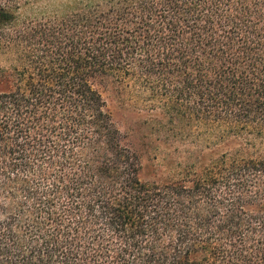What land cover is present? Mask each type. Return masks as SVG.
<instances>
[{
  "label": "trees",
  "instance_id": "trees-1",
  "mask_svg": "<svg viewBox=\"0 0 264 264\" xmlns=\"http://www.w3.org/2000/svg\"><path fill=\"white\" fill-rule=\"evenodd\" d=\"M24 1L0 0V264H264V0ZM104 92L194 141L144 166Z\"/></svg>",
  "mask_w": 264,
  "mask_h": 264
},
{
  "label": "rangeland",
  "instance_id": "rangeland-1",
  "mask_svg": "<svg viewBox=\"0 0 264 264\" xmlns=\"http://www.w3.org/2000/svg\"><path fill=\"white\" fill-rule=\"evenodd\" d=\"M91 1L97 0H26L17 14L19 20L61 15ZM10 58L11 56H6L0 48V67L6 64ZM103 95L107 100L108 109L125 135L126 143L138 151L144 166L154 163L160 164L165 157L163 152H182L188 146H191L192 142L190 141H194L192 139L189 140L190 132L187 130L182 131V133L180 131L174 132L170 134V137L165 138L164 141L157 127H154L157 128L155 131V129L146 130V125L142 126L143 122L150 124L151 120L155 119L157 115L142 109H139L138 111L141 112L137 114L133 111L135 108H133L132 102H121L114 97V94H109L108 92H104ZM192 134L196 135V133ZM143 177L145 180L152 179L147 172L143 173Z\"/></svg>",
  "mask_w": 264,
  "mask_h": 264
}]
</instances>
